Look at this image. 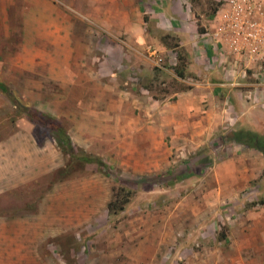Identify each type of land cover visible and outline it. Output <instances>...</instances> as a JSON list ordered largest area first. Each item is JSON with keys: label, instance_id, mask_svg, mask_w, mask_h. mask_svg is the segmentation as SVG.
I'll list each match as a JSON object with an SVG mask.
<instances>
[{"label": "rangeland", "instance_id": "rangeland-1", "mask_svg": "<svg viewBox=\"0 0 264 264\" xmlns=\"http://www.w3.org/2000/svg\"><path fill=\"white\" fill-rule=\"evenodd\" d=\"M24 1L0 0V81L23 106L63 118L67 131L73 116L58 117L68 110L121 114L107 115L109 127L118 129L102 136L75 128L71 133L83 145L78 148L101 158L113 176L75 162L68 178L56 169L0 195V264H264V175L238 185L240 176L230 173L238 165L241 176L249 174L250 162L264 160L261 154L229 142L226 123L203 127L205 132L185 125L179 136L165 133L167 116L154 110L157 103L149 104V97L169 101L192 89L200 79L193 64H199L200 76L215 73L216 66L196 61L187 49L219 41L211 17L226 1L51 0L78 64L63 41L57 50L41 39L29 41ZM143 88L150 89L143 94L146 106L129 93L138 98ZM77 92L79 102L72 97ZM254 118L264 127V113ZM20 125L40 144L53 139L0 93V138ZM243 152L246 162L235 157ZM67 161L64 156L60 169ZM185 174L191 177L180 180ZM116 179L134 196L125 211L110 216ZM36 215L45 218L43 242L33 239L41 231L15 223Z\"/></svg>", "mask_w": 264, "mask_h": 264}, {"label": "crops", "instance_id": "crops-1", "mask_svg": "<svg viewBox=\"0 0 264 264\" xmlns=\"http://www.w3.org/2000/svg\"><path fill=\"white\" fill-rule=\"evenodd\" d=\"M170 0H165L169 2ZM172 1V0H171ZM26 6L22 9L23 16L25 18L24 31L28 36L30 42H40L44 40L47 42L45 45L48 48L57 50V45L64 42L63 49L69 51L71 55L75 56V64L80 62L79 55H74L75 49L70 48L67 45L69 33L62 21L60 20L59 14H56L54 7L52 6L51 0H25ZM228 7V3L225 2L221 7H218L215 15L211 17L213 30H216L220 24L221 17L225 13ZM154 10L157 11L156 8ZM65 31V36L62 32ZM58 42V43H57ZM205 42V41H204ZM197 43L194 48L187 49V52L194 56L196 61H202L206 66H216L215 73L212 75H199L202 72L199 64L194 65L197 75L200 77L197 80L195 86L187 91H181L174 93L173 100L159 101L153 97H149L151 101L149 104L154 106V110H159L158 113L166 115L168 121L164 124L165 133L170 132L172 136L181 135L182 130H187V127L192 129L199 128L201 132H205L212 127H219L225 124L230 132H236L239 130H254L264 134V127L258 128L256 126L254 116L259 112L264 113V67L261 69L257 64L249 62L246 56L233 53V48L229 45L221 46L220 41L216 40L214 44L208 43ZM43 45V46H45ZM185 45V44H183ZM60 47V46H59ZM37 52L45 54L46 48L35 47ZM62 48V47H61ZM68 52V54H69ZM65 61L67 59V52L64 54ZM44 58V57H43ZM67 68L66 64L61 66V71ZM223 69H228L229 74L221 72ZM251 72L249 74L248 71ZM189 71H191L189 69ZM247 71V72H246ZM217 72H220L218 74ZM246 72V74L244 73ZM223 73V74H222ZM58 81L63 82V79L56 78ZM79 87V86H77ZM145 91V92H143ZM143 91L139 92V97L135 98L134 92L130 93V98L136 99L138 104L148 105L143 94L148 93V89L143 88ZM77 95V96H76ZM73 95L77 102L80 101L82 93ZM76 96V97H75ZM154 102V103H153ZM63 113V114H62ZM58 118L73 116L72 121L73 127H69L68 132L70 133L72 141L74 140L71 135L74 128L76 130L83 131H98L96 136H102V131H113L118 129L110 128L108 122L109 118L107 115L111 114L119 116L121 112H110V110H68L67 113L62 112ZM157 113V117L158 114ZM214 114L215 123L212 125L206 124L210 121L209 117ZM63 115V116H61ZM117 119V118H116ZM61 123L64 121L63 118L58 119ZM120 124L122 119L119 120ZM228 123V124H227ZM215 125V126H214ZM205 127L207 130H203ZM229 133V132H228ZM80 138L86 139V135H81ZM75 147H82L83 145L73 142ZM241 146V145H240ZM245 152H258L254 149L244 147ZM245 152L235 156L243 161H248L247 156H244ZM260 153V152H259ZM261 154V153H260ZM262 158L264 156L261 154ZM47 157V158H46ZM64 158V154L58 147L54 139L45 140L40 144L36 139L30 137L29 132H26L23 127L13 131L0 138V195H3L7 191L21 186L25 183L26 178H39L44 177L46 173H50L59 170L61 167L60 161ZM240 160L241 163H244ZM258 163L253 164L250 162L249 174H244L241 167H238V171H232L230 173L240 176V179L236 184H247L253 181L256 177L264 175V160L258 158ZM231 163V162H230ZM237 164V161H236ZM247 167V166H246ZM245 167V168H246ZM30 170L32 175H24L23 173ZM254 171V172H253ZM34 173V174H33ZM236 173V174H235ZM247 173V172H246ZM255 174L257 176L254 178ZM254 175V176H253ZM45 205V204H44ZM18 221V222H17ZM56 221V216L53 217L52 222ZM11 221L8 226L11 227L13 224ZM17 224H24L29 228H35L41 231L36 238H33L36 242H43L45 239V218L44 215H36L33 219L16 220ZM53 223L51 227L54 228ZM50 227V225H49ZM60 232V231H59ZM11 237H9L10 239ZM2 259H7L5 253H2Z\"/></svg>", "mask_w": 264, "mask_h": 264}, {"label": "trees", "instance_id": "trees-1", "mask_svg": "<svg viewBox=\"0 0 264 264\" xmlns=\"http://www.w3.org/2000/svg\"><path fill=\"white\" fill-rule=\"evenodd\" d=\"M175 70L177 71L178 69L175 68ZM177 75L180 78L184 77V74L182 72H177ZM146 89L150 91L149 88ZM0 93L5 95L10 100L12 105L19 112L26 115L32 123L45 128L52 133L53 139L56 141L64 156L68 159L66 166L62 169L57 170V173H59L60 177L68 178L65 175L69 174L75 162H80L83 166L86 164H95L103 171H106L107 176H113L110 167L101 158L92 157L91 155H88L84 150H81L74 146L67 128L64 127L61 122L52 117L46 116L39 111H33L23 106L14 95L12 89L1 81ZM226 138L231 143L254 149L264 156V134L259 131L239 130L236 132H229L226 135ZM189 177H191V175L185 174L179 176V179L183 180ZM119 182L120 181L116 179V183L118 184V186L113 187L112 196L107 205V210L110 216L125 211L126 206L130 203L134 196V192L132 190H128L122 185H119Z\"/></svg>", "mask_w": 264, "mask_h": 264}, {"label": "built area", "instance_id": "built-area-1", "mask_svg": "<svg viewBox=\"0 0 264 264\" xmlns=\"http://www.w3.org/2000/svg\"><path fill=\"white\" fill-rule=\"evenodd\" d=\"M228 7L221 18L216 36L233 53L246 56L251 63L264 67V0H225Z\"/></svg>", "mask_w": 264, "mask_h": 264}]
</instances>
